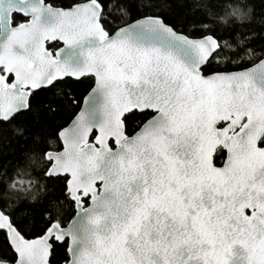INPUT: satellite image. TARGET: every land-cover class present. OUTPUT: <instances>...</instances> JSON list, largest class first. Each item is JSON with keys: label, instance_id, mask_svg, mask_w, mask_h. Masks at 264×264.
I'll return each instance as SVG.
<instances>
[{"label": "snow or ice", "instance_id": "snow-or-ice-1", "mask_svg": "<svg viewBox=\"0 0 264 264\" xmlns=\"http://www.w3.org/2000/svg\"><path fill=\"white\" fill-rule=\"evenodd\" d=\"M58 106L45 177L72 215L22 228L0 205V264H264V28L162 0H0V123Z\"/></svg>", "mask_w": 264, "mask_h": 264}, {"label": "trees", "instance_id": "trees-1", "mask_svg": "<svg viewBox=\"0 0 264 264\" xmlns=\"http://www.w3.org/2000/svg\"><path fill=\"white\" fill-rule=\"evenodd\" d=\"M162 2L181 5L191 22L205 20L209 26L222 31L249 26L264 28V15H258L264 12V8L260 7V0ZM256 62L253 58L251 62L246 61L244 67H251ZM72 87L76 88L77 92L83 90L82 85ZM54 95L55 90L50 93V96ZM72 118L71 106H58L56 113L48 112L38 117L36 109L33 108L29 112L15 115L7 123H0V205L8 204L16 209L15 215L22 228H31L33 224L42 226L45 223V212L60 214L65 218L72 215L71 204L62 194L60 182L45 177L49 168L46 153L61 149L56 134L60 128L67 126ZM57 264H62L59 254Z\"/></svg>", "mask_w": 264, "mask_h": 264}, {"label": "water", "instance_id": "water-1", "mask_svg": "<svg viewBox=\"0 0 264 264\" xmlns=\"http://www.w3.org/2000/svg\"><path fill=\"white\" fill-rule=\"evenodd\" d=\"M252 67V66H251ZM248 68H250V67H248ZM237 71H240V70H237ZM7 115H10L11 113H6ZM70 124V123H69ZM68 124V125H69ZM60 151H61V149L60 150H58V151H48L47 153H49V154H51V155H53V156H56L57 154H59L60 153ZM58 169L57 168H53L52 169V171H57Z\"/></svg>", "mask_w": 264, "mask_h": 264}]
</instances>
